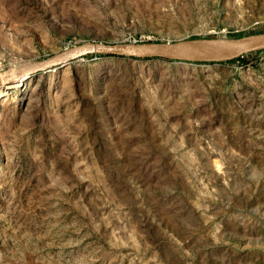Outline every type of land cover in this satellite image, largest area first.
<instances>
[{"label": "rangeland", "instance_id": "374dc122", "mask_svg": "<svg viewBox=\"0 0 264 264\" xmlns=\"http://www.w3.org/2000/svg\"><path fill=\"white\" fill-rule=\"evenodd\" d=\"M261 32L264 0H0V70ZM4 91L0 264H264V49L88 54Z\"/></svg>", "mask_w": 264, "mask_h": 264}, {"label": "water", "instance_id": "95a60500", "mask_svg": "<svg viewBox=\"0 0 264 264\" xmlns=\"http://www.w3.org/2000/svg\"><path fill=\"white\" fill-rule=\"evenodd\" d=\"M264 49V32L226 40L141 41L103 43L84 41L45 58L0 70V91L21 83L31 75L67 63L73 58L95 54L133 59L159 58L190 62H223Z\"/></svg>", "mask_w": 264, "mask_h": 264}, {"label": "bare ground", "instance_id": "6f19581e", "mask_svg": "<svg viewBox=\"0 0 264 264\" xmlns=\"http://www.w3.org/2000/svg\"><path fill=\"white\" fill-rule=\"evenodd\" d=\"M20 85V83H16V84H13V85H10V86H8V87H6L5 89H8V88H16V87H18ZM5 89H2L1 91H0V96H2L4 93H5Z\"/></svg>", "mask_w": 264, "mask_h": 264}]
</instances>
